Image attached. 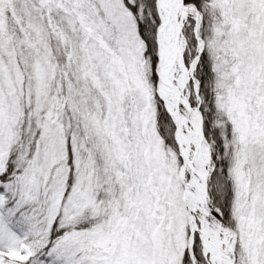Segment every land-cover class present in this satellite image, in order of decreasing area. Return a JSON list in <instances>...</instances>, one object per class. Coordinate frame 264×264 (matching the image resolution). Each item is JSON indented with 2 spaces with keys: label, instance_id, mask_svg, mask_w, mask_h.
<instances>
[{
  "label": "snow or ice",
  "instance_id": "6c2138e0",
  "mask_svg": "<svg viewBox=\"0 0 264 264\" xmlns=\"http://www.w3.org/2000/svg\"><path fill=\"white\" fill-rule=\"evenodd\" d=\"M0 264H264V0H0Z\"/></svg>",
  "mask_w": 264,
  "mask_h": 264
}]
</instances>
